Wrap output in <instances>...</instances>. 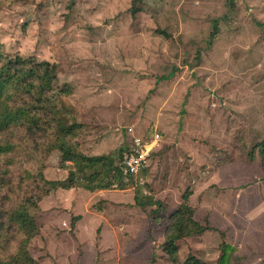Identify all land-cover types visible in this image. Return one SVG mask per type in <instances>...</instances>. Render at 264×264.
Returning <instances> with one entry per match:
<instances>
[{
    "label": "rangeland",
    "instance_id": "obj_1",
    "mask_svg": "<svg viewBox=\"0 0 264 264\" xmlns=\"http://www.w3.org/2000/svg\"><path fill=\"white\" fill-rule=\"evenodd\" d=\"M0 42L8 54L59 64L64 104L87 124L80 136L84 153L112 154L117 162L135 136L160 133L145 192L168 212L187 189L197 193L204 217L226 188L264 184L258 147L264 137V0H1ZM14 132L1 138L16 145L0 156V220L7 233L0 254L14 251L20 239L15 226L7 227L8 211L41 193L33 174L42 169L49 180L69 174L59 149L45 156L32 138L25 143L22 131ZM238 169L240 180L224 179ZM83 189H52L38 202L40 234L29 248L40 264L57 251L64 260L97 251L111 252L112 264H143L150 241L157 256L152 264H171L162 250L165 221L152 212L157 206H138L131 185L109 188L130 195L123 204L128 211L118 202L90 201ZM86 202L92 216L99 213L111 225L96 218L92 228L78 229L72 204ZM229 213L232 238L221 231L189 237L179 243L181 258L194 253L212 261L223 240L258 237L255 231L243 235L250 210ZM102 231L108 242L88 247ZM117 235L125 236L116 243Z\"/></svg>",
    "mask_w": 264,
    "mask_h": 264
},
{
    "label": "trees",
    "instance_id": "obj_2",
    "mask_svg": "<svg viewBox=\"0 0 264 264\" xmlns=\"http://www.w3.org/2000/svg\"><path fill=\"white\" fill-rule=\"evenodd\" d=\"M66 92L59 84L58 63L41 60L36 56L8 54L4 52L0 42V156L7 155L16 145L9 138L2 140V135L21 130L24 142L27 139L30 142L32 138L45 156L52 149H59L62 153L61 163L69 173L64 180H49L42 169L38 175L33 174L38 179L41 193L23 197L14 209L8 211L7 227L15 226L20 239L14 251L0 254V264H40L32 255L29 246L32 239L40 234L36 211L43 195L58 188L80 187L90 191L109 189L115 183L118 188L133 186L138 206H157L152 212L158 221H165L162 249L171 264H210L193 253H189L185 259L181 258L180 241L213 228L208 221L202 223L196 219L197 208L188 201L190 190L187 189L182 194L183 201L180 206L168 212L162 201L145 192L148 168L135 176L124 178L119 165L122 151L117 162L112 154L84 153L80 149V136L85 132L87 124L78 113L66 108L62 98ZM258 147L263 156L264 173V137ZM67 162L73 165L70 166ZM4 225L0 220V239L5 241L7 233L4 232ZM220 247L221 253L216 264H232V253L236 248L225 240Z\"/></svg>",
    "mask_w": 264,
    "mask_h": 264
},
{
    "label": "crops",
    "instance_id": "obj_3",
    "mask_svg": "<svg viewBox=\"0 0 264 264\" xmlns=\"http://www.w3.org/2000/svg\"><path fill=\"white\" fill-rule=\"evenodd\" d=\"M186 100L187 99H185L184 102ZM236 171L237 170H234L228 173L224 177V179L229 180V181L240 180L242 178V173L240 169H238V172ZM83 190H81L82 191L81 193L83 195H87L90 198V201L96 198V200L103 199L112 204H114V202H118L122 204L121 206L122 208L124 207L123 205L124 203L126 204L131 200V197L129 194L122 193L125 190L101 189L96 192H90V191L87 192L86 189H83ZM224 191H226L225 194H220L221 197L218 200H216L214 204L210 206V208L205 209L206 215H204V217H201V214H200L201 210L197 209L196 219L202 223H205L203 219L207 217L208 221L210 222V225L213 227L212 229H209L205 231L204 233L198 234V235L210 234V235L215 236V234L213 233H216V232L218 233L219 231H221V232H226L227 238L229 237L232 238L231 233L232 234L235 233V230L231 232L232 229L228 228L229 224L233 221L232 216L229 212L234 213L237 210H250V213L244 217L245 220L241 226L242 228L243 227L245 228L243 231L245 234L243 233V235L246 236L247 234L250 233V231L252 232L255 231L256 234H258V237L256 236L252 241L245 242V243L240 242V240H232V239L229 240L228 239V243L235 245L237 248L234 261L232 264H237L236 259H238V257H241L240 264H264V219H263L264 218V184L263 182L262 184L255 183V184H250L248 186L241 187V188L229 187V188H226ZM86 193H90V194L88 195ZM226 194L228 198L223 197V195H226ZM197 200H198L197 193L191 192L188 198L189 203L195 206L196 208H198ZM182 201H183V198H182ZM181 203L182 202H179L178 205L175 206L173 211L177 209ZM89 204L90 202H86V204L83 205L84 206L83 208H80L81 206H78V205L74 206L72 204V211L76 216H78V220L76 222V226L78 229L84 226H89L92 228L94 225L97 224V222L95 221L96 218L97 219L100 218L102 221H106L105 224H103L102 222V226L111 225V222L109 221V219L104 216H101L99 213H98V216H92V210L90 209L91 205L89 206ZM203 205L205 207V204ZM123 210L128 211L125 208H123ZM220 211L222 212L220 213L221 216L219 215ZM255 217L258 219L257 221L254 220ZM238 226L239 225H236L237 228ZM246 228L247 229L250 228V229L247 230ZM237 233H240V232H237ZM122 236L123 237H121V235L120 236L117 235L114 241L116 243H118L120 239L122 241L125 235H122ZM108 239H109L108 232L102 231V233L97 236L96 241L92 240L94 242L93 245H88V247L93 248L96 242L97 244L100 243V245L102 246L103 242L104 243L108 242ZM150 242H149L150 252H148L147 256L142 260L143 264H152L151 260L153 259V257L157 258V256H154V252L152 250V248H154V241H150ZM180 251H181L180 254H182L181 248H180ZM220 253L221 251L217 252L212 261H210L207 257L205 258H201L199 256L198 257L210 264H216L219 259ZM80 254H76L74 256H66L67 260H64V257L60 252L58 251L50 252L45 258L46 259L45 262H41V264H112V259H116L111 255V252L103 253L101 256L97 251L95 252L84 251ZM119 255H123V254L120 253ZM132 257L133 256H131L130 258ZM155 263L156 262H154L153 264Z\"/></svg>",
    "mask_w": 264,
    "mask_h": 264
},
{
    "label": "built area",
    "instance_id": "obj_4",
    "mask_svg": "<svg viewBox=\"0 0 264 264\" xmlns=\"http://www.w3.org/2000/svg\"><path fill=\"white\" fill-rule=\"evenodd\" d=\"M161 136L158 131L152 137L135 136L127 148L122 151L120 168L124 177L135 176L147 168L153 152L160 146ZM114 186L118 188V184Z\"/></svg>",
    "mask_w": 264,
    "mask_h": 264
}]
</instances>
